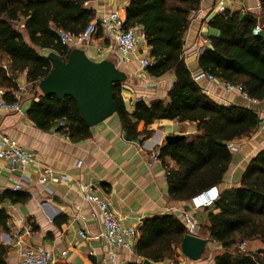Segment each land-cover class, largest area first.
<instances>
[{
    "label": "trees",
    "instance_id": "obj_1",
    "mask_svg": "<svg viewBox=\"0 0 264 264\" xmlns=\"http://www.w3.org/2000/svg\"><path fill=\"white\" fill-rule=\"evenodd\" d=\"M89 1L92 0H0V51L10 55L12 70L27 69L34 90L50 73L52 64L25 43L12 21L25 18L32 43L49 45L66 60L69 54L59 34L79 35L93 22L94 12L84 6ZM199 5L200 0H129L124 28L143 32L152 61L146 71L157 78L173 73L175 81L167 99L149 105L137 101L133 113L122 98L121 84L113 86L116 114L130 141H143L151 136V131H137L141 121L146 127L156 120L196 124L197 135L173 144L165 142L158 149L164 165L167 159L175 163V167H169V195L181 201H189L211 186L222 184L233 161L226 143L249 138L263 125L252 109L215 103L185 64L184 35ZM260 9L258 18L264 22V0H260ZM257 22L254 16L241 17L230 11L213 16L208 26L218 35L208 38L211 47L200 54L198 66L220 81L240 86L248 98L263 102L264 31L253 35ZM8 87L17 90L12 83ZM5 100L11 102L14 98ZM28 115L40 129H54L74 143L91 137L90 127L71 98L41 94L39 101L32 102ZM207 210L206 224L200 231L221 248L214 264H264L263 249L255 252L238 249L240 243L255 240L264 245V149L250 159L239 186L223 190ZM6 222L5 211L0 210V230L6 228ZM137 232L135 254L156 263L175 260L188 234L185 224L172 214L146 219ZM0 264H8L3 249Z\"/></svg>",
    "mask_w": 264,
    "mask_h": 264
},
{
    "label": "crops",
    "instance_id": "obj_2",
    "mask_svg": "<svg viewBox=\"0 0 264 264\" xmlns=\"http://www.w3.org/2000/svg\"><path fill=\"white\" fill-rule=\"evenodd\" d=\"M128 3L129 0H92L84 6L94 12L93 22L113 11H118L125 20ZM221 6L225 11L239 13L241 17L251 15L260 21V0H200L198 11L192 15L184 35V61L194 80L202 73L198 66L200 54L211 47L208 38L218 35L216 30L208 26V22L221 13ZM12 23L22 34L25 43L39 56L48 59L49 54L56 53L61 57L49 45L32 43L25 18L20 17ZM51 26L55 29L53 24ZM135 31L141 38L138 49L124 65L119 66L127 75L126 82L121 84V94L130 113L134 112L137 101L149 105L155 100L167 99L175 81L173 73L157 78L141 70V60L149 59V48L144 42L143 32L139 29ZM39 41L41 43L44 40ZM84 51L92 61L111 60L117 64L113 44L102 30ZM12 64L10 55L0 51V88L8 93L5 99L8 100L10 96L13 98V93L21 88H26V91L19 112L0 110V131L33 152L37 165L22 175L19 171L11 170L8 162L0 159V210H4L7 216L6 228L0 230V251L3 249L6 253L8 264H22L20 254L27 247H41L52 253L54 264H142L144 258L137 256L134 248L111 250L100 237L102 221L91 215L92 205L85 202L81 195V185L89 183L96 194L108 202L124 227L138 231L146 219L172 214L187 229L192 228L193 234L208 239L206 235L200 234V227L206 224L208 210L202 209V214H198L191 207L190 200H176L169 195L165 167L173 168L175 163L167 159L165 165L156 163L153 167L148 166V154L158 150L165 143L166 136L197 135L195 123L156 120L146 127L141 121L137 131H151V136L143 141H130L122 130L119 117L114 114L91 127L90 138L74 143L54 129H40L30 119V106L33 101H39L41 93L38 88L34 90L27 69L22 72L18 68L12 70ZM196 82L215 103L252 109L264 125V101H249L207 79ZM10 83L16 85L17 90H11L8 87ZM233 142L238 143L240 149L237 153H231L233 161L224 175L223 183L218 185L221 191L239 186L241 174L250 159L264 149L257 134L253 139ZM42 167L54 171V176L47 183L50 193L37 183ZM62 176H67V179L63 180ZM24 177H28L29 181ZM17 184L21 185V189H15ZM80 231L85 232L87 238H81ZM138 238L139 234L135 244ZM214 245L219 248L218 244ZM111 252L116 255L115 263L110 261ZM151 262L207 263L193 262L182 256L175 260Z\"/></svg>",
    "mask_w": 264,
    "mask_h": 264
},
{
    "label": "built area",
    "instance_id": "obj_3",
    "mask_svg": "<svg viewBox=\"0 0 264 264\" xmlns=\"http://www.w3.org/2000/svg\"><path fill=\"white\" fill-rule=\"evenodd\" d=\"M220 12H224V7L219 8ZM263 23L258 21L253 29V35L257 36L262 33ZM99 30H102L106 38L113 44V50L117 58V66L124 65L129 58L137 51L140 36L132 29L126 30L124 28V19L121 17L118 11H113L107 16H103L94 22H91L79 35H72L67 32H61L59 34V40L67 48L69 54L71 50L80 48L85 49L93 41L94 37L98 34ZM152 64L150 59L144 58L140 62L141 70L146 71V68ZM200 79H207L209 82L216 83L221 88L228 92H234L242 95L245 99L255 102L247 97L243 93L240 86H234L231 83L221 82L211 74L202 72L199 74L195 81ZM26 88H21L17 92L13 93L14 100L7 102L5 96L7 91L4 88H0V110L5 112H19L21 110V101L25 94ZM63 125V123H59ZM264 132V125H263ZM64 136V135H63ZM65 137V136H64ZM67 138V137H66ZM227 149L231 153H237L240 149V145L236 142L230 141L226 143ZM0 159L8 162L10 169L13 171H19L22 175L37 165L36 156L33 152L21 147L15 140L11 139L7 135L0 131ZM148 166L153 167L154 164L159 163L164 165L160 158L159 150H153L148 154ZM165 167V166H164ZM166 175H169V168L165 167ZM54 176V171L48 167H42L39 169V175L37 183L44 187L46 192H51L47 187V183L50 178ZM28 177H24L27 179ZM63 180L67 179V176H62ZM81 195L85 202L92 205V216L100 218L103 224V229L100 233V237L103 238L111 250L115 248H124L127 250H133L135 241L138 237V232L134 228H127L121 224L120 219L111 210L108 202L100 198L92 184H82ZM16 190L21 189V185L17 184ZM219 186H211L210 188L198 193L190 200V205L193 210L210 208L218 199L221 194ZM81 238H87L85 232H79ZM65 254V253H63ZM22 264H54L52 253L46 251L41 247H27L21 254ZM115 253H110V261L115 263Z\"/></svg>",
    "mask_w": 264,
    "mask_h": 264
},
{
    "label": "water",
    "instance_id": "obj_4",
    "mask_svg": "<svg viewBox=\"0 0 264 264\" xmlns=\"http://www.w3.org/2000/svg\"><path fill=\"white\" fill-rule=\"evenodd\" d=\"M48 60L52 63V69L38 83V91L42 95L71 98L82 120L90 128L116 114L113 86L127 80L126 73L116 63L111 60L92 61L80 48L71 50L66 60L56 53L49 54ZM183 138L182 135H170L165 137V142L173 144ZM208 243V239L188 233L182 240L180 252L190 261L197 262ZM142 264L152 262L144 259Z\"/></svg>",
    "mask_w": 264,
    "mask_h": 264
},
{
    "label": "rangeland",
    "instance_id": "obj_5",
    "mask_svg": "<svg viewBox=\"0 0 264 264\" xmlns=\"http://www.w3.org/2000/svg\"><path fill=\"white\" fill-rule=\"evenodd\" d=\"M256 134L258 135V138L262 142V144H264L263 125H262V128H260L257 133L253 134L249 138H242V139L243 140H246V139L249 140L251 138L253 139V137H255ZM195 211L198 212V214H202V212L204 210L200 209V210H195ZM187 230H188V233L193 234V232H192L193 229L192 228L191 229H187ZM200 234L201 235H205L204 232H201V231H200ZM238 249L241 250V251H243V252H255V251L260 250V249H263L264 250V245H262L259 241L255 240V241H251V242H243V243H240L238 245ZM220 252H221L220 246L218 248V247H216L214 245L213 242H209L208 245H207L206 251L204 252V254L202 255V257H201V259L199 261L200 262H204L205 261V263L207 262L206 264H210L211 261H213V264H214V257L217 254H219ZM178 255H179L178 257H180V256L184 257L181 254V252H180V248L178 249Z\"/></svg>",
    "mask_w": 264,
    "mask_h": 264
}]
</instances>
